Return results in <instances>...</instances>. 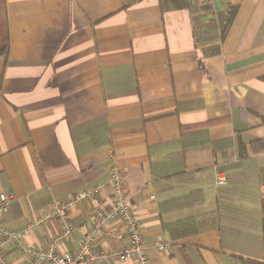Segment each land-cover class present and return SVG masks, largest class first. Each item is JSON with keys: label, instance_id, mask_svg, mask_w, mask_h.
Wrapping results in <instances>:
<instances>
[{"label": "crops", "instance_id": "obj_1", "mask_svg": "<svg viewBox=\"0 0 264 264\" xmlns=\"http://www.w3.org/2000/svg\"><path fill=\"white\" fill-rule=\"evenodd\" d=\"M5 3L0 194L14 199L0 224L23 233L5 244L10 264L77 252L97 202L112 200L113 167L150 264L263 259L264 0ZM89 187L62 210L75 230L59 240L61 218L44 213ZM107 228L93 252L129 244L119 217Z\"/></svg>", "mask_w": 264, "mask_h": 264}, {"label": "built area", "instance_id": "obj_2", "mask_svg": "<svg viewBox=\"0 0 264 264\" xmlns=\"http://www.w3.org/2000/svg\"><path fill=\"white\" fill-rule=\"evenodd\" d=\"M218 184L222 185L226 182L225 177L217 178ZM111 188L113 197L110 202H97L93 208L95 217V225L91 234L83 239L79 244V249L75 253L63 252L57 253L54 249H30L34 260L31 264H39L47 262L49 264H114L115 261H134L135 264H150L145 251V236L141 231V224L133 211L130 199L127 195L124 183V175L117 167H113L111 173V181L108 184ZM97 193V188L89 187L79 191L75 197L69 200L56 201L52 207L44 213L43 219L60 217L62 220L63 232L59 240L69 239L75 227L69 218L63 216L62 210L68 209L74 203L92 198ZM14 199L13 194H0V220L8 211L11 202ZM119 217L124 223L129 234L130 242L122 248H115L110 251H102L100 253L93 252L92 243L98 236H105L109 233L108 226L111 222ZM23 233L9 230L0 224V264H10L6 258V243H17ZM160 249L165 244L158 246Z\"/></svg>", "mask_w": 264, "mask_h": 264}, {"label": "trees", "instance_id": "obj_3", "mask_svg": "<svg viewBox=\"0 0 264 264\" xmlns=\"http://www.w3.org/2000/svg\"><path fill=\"white\" fill-rule=\"evenodd\" d=\"M6 0H0V56H7L10 48V39H9V29H8V20L6 12ZM238 10V5H231L228 8L227 19L225 25L222 28V35H224L228 28L230 27L236 13ZM201 69L204 71L205 67L203 61L200 60ZM262 241L264 249V200L262 204ZM242 264H264V256L262 260L251 259V258H242Z\"/></svg>", "mask_w": 264, "mask_h": 264}]
</instances>
